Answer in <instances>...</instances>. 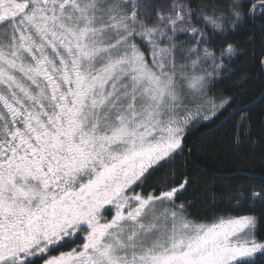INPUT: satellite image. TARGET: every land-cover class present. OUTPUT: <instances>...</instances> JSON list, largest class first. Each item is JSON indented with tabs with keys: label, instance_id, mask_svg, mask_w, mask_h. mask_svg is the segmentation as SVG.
Instances as JSON below:
<instances>
[{
	"label": "snow or ice",
	"instance_id": "6c2138e0",
	"mask_svg": "<svg viewBox=\"0 0 264 264\" xmlns=\"http://www.w3.org/2000/svg\"><path fill=\"white\" fill-rule=\"evenodd\" d=\"M0 264H264V0H0Z\"/></svg>",
	"mask_w": 264,
	"mask_h": 264
}]
</instances>
